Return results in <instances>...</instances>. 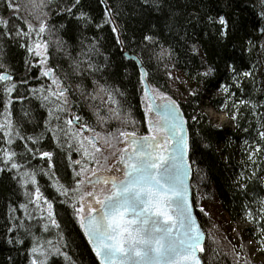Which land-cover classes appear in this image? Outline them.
Instances as JSON below:
<instances>
[{"label":"snow or ice","instance_id":"6c2138e0","mask_svg":"<svg viewBox=\"0 0 264 264\" xmlns=\"http://www.w3.org/2000/svg\"><path fill=\"white\" fill-rule=\"evenodd\" d=\"M3 2L11 15L7 19L0 16V40L15 42L30 57L24 60L22 76L0 60V69H4L0 71V108L4 111L0 176L13 180L24 198L7 203L4 241L23 254L26 264H78L56 210L59 201L71 209L98 264H208L207 257L216 250L207 242L195 211L191 179L201 170L193 167L192 156L201 143L207 145L209 137L218 133L209 129L190 136L192 126L180 104L152 83L150 69L153 62L165 69L175 67L180 48L186 59L200 57L203 71L198 69L196 75L203 82L222 78V67L232 83L217 87L228 98L236 96L233 89L244 91L243 78L252 73L241 71L231 56L222 66L205 60L198 35L213 30L221 40L234 31L250 35L240 20L249 0H229V7L236 3L240 9L236 19L206 11L204 0H193L179 15L170 0H138L141 9L164 13L162 26L153 24L138 39L118 27L114 17L119 12L109 0H99L105 6L100 22L84 11L83 0ZM259 7V23L253 25L259 35L241 43L242 50L251 51L257 44L264 48V0ZM55 16L78 22L81 35L76 45L60 35L65 25L57 27L52 22ZM93 24L110 27L127 64L114 69L111 55L102 51L96 37L86 35ZM74 49H78L75 54ZM54 51L62 54L60 59L54 58ZM3 52L0 47V55ZM65 58L67 67L60 62ZM129 66L141 86L147 123L143 134L131 105L125 109L126 89L116 83L119 69L128 75ZM28 100L37 101L46 111V118L37 124L39 132L26 131V125L33 122L30 108L21 109V116L15 117V103ZM243 104L261 118L256 127L259 140L254 145L245 140L248 160L255 165L264 156V103L234 101L237 115L233 118L238 122V106ZM85 107L91 116L84 114ZM61 163L70 169L67 177L59 174ZM43 177L51 181L49 186L41 184ZM238 186L247 188L239 182ZM47 187L54 189L55 199L46 194ZM257 204L255 209L246 205V215L264 233V200ZM8 260L16 264L15 258Z\"/></svg>","mask_w":264,"mask_h":264},{"label":"trees","instance_id":"16d2710c","mask_svg":"<svg viewBox=\"0 0 264 264\" xmlns=\"http://www.w3.org/2000/svg\"><path fill=\"white\" fill-rule=\"evenodd\" d=\"M85 5L84 11L93 16L97 22L105 15L103 9L104 5L99 3V0H83ZM193 0H170V4L175 9L177 15L183 10L184 6H190ZM199 3V0H196ZM109 4L114 6V9L119 12V15L114 18L118 22V27L127 30V36H135L137 39L143 30L150 28L153 24L158 22L162 26L164 13L150 12L147 9H141L138 0H109ZM260 0H249L245 6L240 20L244 27L248 30L250 35H246L244 31L233 32L229 38L221 40L213 30L210 34L198 35V42L200 44L201 55L209 62H215L222 66L223 60L229 56L232 57L234 63L240 66L241 71L251 72L252 75L248 78H243L244 91L233 89L236 96L229 98L227 106L232 105L234 101L240 99L250 100L253 102L264 103V90L258 81L257 71L262 68V79L264 81V48L256 45L251 51L247 48L241 49L240 45L248 39H256L258 32L253 29L254 24L259 23L257 13L260 11ZM229 0H204L206 11H211L213 15L217 12L221 15H231L236 19L237 13L240 9L234 3L229 7ZM167 7L165 11H167ZM195 11V9H191ZM11 15V9L7 8L3 0H0V16L7 19ZM57 27L65 25L64 29L60 32L71 45H76L78 38L81 35V28L77 21L61 16H55L52 21ZM200 33V30H196ZM206 31V30H205ZM89 37H96L102 51H106L111 55L114 61V69L121 63L127 64V59H122V53L119 46L115 41V34L111 31L108 25L97 28L94 24L90 26V30L86 32ZM0 47L4 49L0 60H3L6 65L15 69L16 75L22 76L24 74V60L28 54L23 48H20L15 42L5 44L0 40ZM78 51V49H74ZM179 60L175 67L171 65L165 69L161 65H156L150 69L151 81L154 85L158 86L162 91L167 92L173 99H175L181 106V111L184 114L188 124L192 127L189 129V135L193 136L196 132H203L209 129L214 134L209 137L207 145L201 143L192 156L195 161L194 168L201 170L199 176L193 175L191 179L192 195L195 197L197 207L195 209L198 220L202 228L206 232L207 242L216 250L214 254L207 257L208 264H235L239 260V264H264L263 261L251 262L248 252L241 249L240 252L235 250V243L230 239L227 229L235 230L238 221H247L250 227L247 231L252 236L253 232L259 231L257 224H255L247 215L245 206L250 208H257V201L264 200V156L256 159V164L253 165L248 160V147L245 145V140L254 145L259 140L257 136L256 127L260 123V117L255 115V111L250 108V105H239V122L233 117L237 115L236 109L232 111L230 108L225 110L218 109V105L223 101V98L212 99L211 93L219 87L217 85L231 84L227 74L223 73L221 67L222 78H214L209 83L203 82L197 77L196 73L199 69L201 72L203 68L200 67V57L186 59L183 55V50L178 48ZM206 53V55H204ZM54 58L60 59L62 54L54 51ZM135 55V53H131ZM30 58V57H28ZM191 61V62H189ZM67 67V60L61 59ZM4 69H0L3 71ZM120 75L116 78V83L126 89L127 103L125 109L131 105L132 116L137 121V128L142 131L146 117L144 114V104L142 101V94L140 85L137 83V75L135 71L129 66V74L124 75L122 68L119 69ZM171 73V75H168ZM178 79V80H177ZM177 80V81H176ZM174 81V82H173ZM176 81V82H175ZM179 81V82H178ZM185 81V83H183ZM182 82V84H181ZM35 83V81H33ZM195 93V94H194ZM206 101L216 106L220 111L226 112L236 126V129L219 128L216 127L214 122L205 115L202 106ZM15 117L21 116V109L30 108L33 113V122L26 125V131L39 132L40 128L37 127L38 123H42L46 118L45 109L39 106V103L34 100L24 102L17 101L14 105ZM261 111H264L262 109ZM84 114L91 116L90 111L85 107ZM4 111L0 108V118H3ZM94 119V117H93ZM248 129V131H244ZM197 140L199 136L195 137ZM264 143V142H262ZM36 161H33L35 164ZM43 163V161H41ZM60 175L67 177L70 172L66 170L64 164H60ZM255 171V175L253 172ZM201 177H203L201 179ZM247 184V188L243 189L238 186ZM43 186H49L51 181L47 177L41 180ZM15 193V195H14ZM54 189L47 187V193L51 198L55 199ZM23 194L18 191V185L6 176H0V264H12L8 257H13L16 264H26L23 254H18L12 245L7 244L4 239V213L9 200H16L23 202ZM202 205H206L211 213L200 212ZM219 207L227 215V222L224 220L223 215H219L216 211L217 219L212 215V209ZM56 210L61 213V219L64 226V235L68 242L71 244L73 255L77 258L78 264H98L95 259V254L91 250L87 238L80 230L78 223H75L71 216V209L66 205H61L59 201L56 204ZM219 219V220H218ZM240 236L239 232L234 234L235 240ZM258 243L264 253V233L259 231V235H255ZM215 241V243H213Z\"/></svg>","mask_w":264,"mask_h":264},{"label":"rangeland","instance_id":"374dc122","mask_svg":"<svg viewBox=\"0 0 264 264\" xmlns=\"http://www.w3.org/2000/svg\"><path fill=\"white\" fill-rule=\"evenodd\" d=\"M257 74H258L259 84L261 85L262 90H264V81L262 79V68L261 67L258 69ZM183 83H185V81H183ZM181 84H182V82H181ZM211 97H212V99L223 98V101L220 102L218 105H216V106L220 107L218 109L225 110L227 108H230L232 111L234 110V107L232 105L225 106V105H228L230 99L227 97V94L225 92H223L220 88L218 90L213 91L211 93ZM206 102L207 103H205V105H204L203 112L205 113V115H207V117L209 119H211L214 122L215 125L217 124L218 127H220V125H222L224 128L236 129V126L234 125V123L232 121L229 123V121L227 120L225 115L218 113L219 112V111H217L218 109L215 108L216 106H214L211 103V101H206ZM202 208L206 212L211 213L210 209L206 205H202ZM212 210L214 211L212 213V215L216 219H217L216 211H218L219 215H221V216L223 215L224 220L227 222V220H228L227 215L225 214V212L222 209H219V207H216L215 209L213 208ZM249 227H250V224L247 221H238L236 231L227 229L226 232H228L230 239H232L233 242L235 243L234 244L235 250L237 252H240L241 249H244L248 252V256H249V259L251 262H254V263L257 261H263L264 262V253L261 249V246L258 243V239L255 238V235H259V231L253 232L252 236H250V233L247 231V228H249ZM236 232H239V234H240V236L237 237V238H239V240H235V238H234V234Z\"/></svg>","mask_w":264,"mask_h":264},{"label":"flooded vegetation","instance_id":"af4514ba","mask_svg":"<svg viewBox=\"0 0 264 264\" xmlns=\"http://www.w3.org/2000/svg\"><path fill=\"white\" fill-rule=\"evenodd\" d=\"M146 123V122H145ZM147 132V123L145 124V126H144V128H143V130L142 131H140V133H146Z\"/></svg>","mask_w":264,"mask_h":264},{"label":"water","instance_id":"95a60500","mask_svg":"<svg viewBox=\"0 0 264 264\" xmlns=\"http://www.w3.org/2000/svg\"><path fill=\"white\" fill-rule=\"evenodd\" d=\"M131 56L134 57L135 55H132V54H131ZM191 191H192V188H191Z\"/></svg>","mask_w":264,"mask_h":264}]
</instances>
